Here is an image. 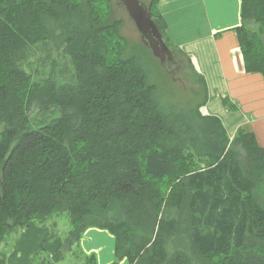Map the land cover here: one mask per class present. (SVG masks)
Listing matches in <instances>:
<instances>
[{"label":"trees","instance_id":"trees-1","mask_svg":"<svg viewBox=\"0 0 264 264\" xmlns=\"http://www.w3.org/2000/svg\"><path fill=\"white\" fill-rule=\"evenodd\" d=\"M241 1L244 68L264 75V0ZM114 7L0 0V245L67 213L57 250L51 234L30 264H97L79 248L89 227L114 237L111 264H264V149L200 106L165 103L140 60L151 51L129 44Z\"/></svg>","mask_w":264,"mask_h":264},{"label":"crops","instance_id":"crops-1","mask_svg":"<svg viewBox=\"0 0 264 264\" xmlns=\"http://www.w3.org/2000/svg\"><path fill=\"white\" fill-rule=\"evenodd\" d=\"M193 6L198 11L185 20L182 10ZM158 9L166 21V38L183 59L198 67L206 91L210 90L203 113L220 119L231 138L241 128L252 132L264 149V75L244 68L237 33L243 23L242 1L159 0ZM173 12L177 14L174 18ZM45 230L29 226L22 240L7 253L8 263L29 264L34 240L41 234L46 236ZM59 241L51 247L56 248ZM79 247L85 254H94L97 264L115 260V240L107 230L87 228ZM117 264L129 263L122 258Z\"/></svg>","mask_w":264,"mask_h":264},{"label":"rangeland","instance_id":"rangeland-1","mask_svg":"<svg viewBox=\"0 0 264 264\" xmlns=\"http://www.w3.org/2000/svg\"><path fill=\"white\" fill-rule=\"evenodd\" d=\"M142 1L148 2V0H142ZM192 8L189 7L188 10L186 9L182 10V14L185 15V20L187 19V17H190L191 12L198 11L196 8H194V6ZM114 14L115 16L122 19L121 34L127 39L129 44L130 45L141 44L140 33L137 30L134 22L129 19L127 13L124 10H120L119 8L114 7ZM176 15L177 14L173 12L172 15L173 18ZM252 28L255 29V27ZM168 44L171 49L177 52L175 46L170 41L168 42ZM38 50L32 53L33 55L32 64L33 63L36 64L37 59L40 57L41 53ZM177 53L179 57L182 56L179 52ZM146 55H148V58H145V61L143 60V58L140 60L143 63V66H145L150 82L156 85L160 98L164 100L165 103L170 102L173 103L171 105H177L179 107H185V106L194 107L195 105L200 106V111L202 114H204L203 105L207 104L210 95V90L207 88L206 91V87L204 84L205 81L203 83L200 80V76L197 72L198 67L196 65L194 66L187 63L185 69L183 71H180L179 74L176 75L175 80H173L171 75L167 74L162 69L160 65V61L157 58L151 55V53H148ZM44 70H47V68H44ZM40 72H41V76H43L44 71L40 69ZM204 115H207V113ZM29 224L30 227L34 225L35 227L46 229L45 232L48 231V234L46 236H43V234H41L37 236L36 240H34L35 245L31 247L33 248L31 250V255L33 251L38 249L41 246V244H43L49 238L51 234H54L53 238H51V240L46 242L44 245L48 254L54 253L59 247V245L62 243L67 231L70 229L69 218L67 213L56 214L51 218H49L43 224H39L36 221H31ZM29 226H27V228L24 229L16 228L6 234L3 242L0 245V258L5 261V264H9L6 257L7 253L10 250L14 249V246L15 244H17V242H20L22 240L23 236L26 234L27 230L29 229ZM89 228H94V227H89ZM58 239L60 240L59 241L60 244L56 248L55 246L51 247L53 246L52 244H54ZM48 245H50V247H48ZM31 255H30V261H31ZM60 264H80V259H78V257L75 258L71 256V257H67Z\"/></svg>","mask_w":264,"mask_h":264},{"label":"water","instance_id":"water-1","mask_svg":"<svg viewBox=\"0 0 264 264\" xmlns=\"http://www.w3.org/2000/svg\"><path fill=\"white\" fill-rule=\"evenodd\" d=\"M115 6L123 9L140 33L141 43L160 61L162 69L175 80L178 72L187 64L185 59L176 60L177 52L166 43L151 11V2L142 0H114ZM175 64L174 67L172 65ZM180 64V65H179Z\"/></svg>","mask_w":264,"mask_h":264},{"label":"flooded vegetation","instance_id":"flooded-vegetation-1","mask_svg":"<svg viewBox=\"0 0 264 264\" xmlns=\"http://www.w3.org/2000/svg\"><path fill=\"white\" fill-rule=\"evenodd\" d=\"M149 1L151 2V0H148V2H149ZM120 10H123V9H120ZM176 60H183V57H182V56L179 57V56H178V53H177ZM179 65H180V64H179ZM174 66H175V64L172 65V67H174ZM178 74H179V72H178ZM178 74H177V75H178Z\"/></svg>","mask_w":264,"mask_h":264}]
</instances>
